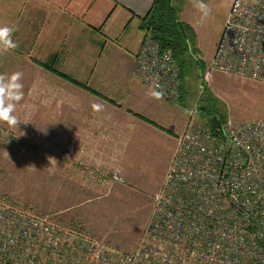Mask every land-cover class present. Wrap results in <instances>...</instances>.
<instances>
[{
  "label": "rangeland",
  "instance_id": "rangeland-1",
  "mask_svg": "<svg viewBox=\"0 0 264 264\" xmlns=\"http://www.w3.org/2000/svg\"><path fill=\"white\" fill-rule=\"evenodd\" d=\"M231 1L204 0L212 12L201 24L193 0H174L179 21L189 27L194 58L206 70ZM57 67L96 88L84 66ZM15 71L23 73L24 85L15 115L30 122L17 128L0 123V200L48 215L57 227L96 239L108 251L136 246L202 86L234 121L264 119V84L216 71L204 84L193 70L184 77V98L154 99L152 106L145 97L141 103L118 96V104L109 102L107 90L92 94L40 66H18L17 49L0 56V74ZM94 103L102 110L94 111Z\"/></svg>",
  "mask_w": 264,
  "mask_h": 264
},
{
  "label": "built area",
  "instance_id": "built-area-1",
  "mask_svg": "<svg viewBox=\"0 0 264 264\" xmlns=\"http://www.w3.org/2000/svg\"><path fill=\"white\" fill-rule=\"evenodd\" d=\"M207 68L204 84L213 71L264 84V0L231 1ZM133 76L163 90L169 101L182 98L179 67L149 32ZM0 264H264V119L227 117L212 131L198 118L197 105L189 108L128 252L108 251L96 239L57 227L48 215L0 200Z\"/></svg>",
  "mask_w": 264,
  "mask_h": 264
},
{
  "label": "crops",
  "instance_id": "crops-1",
  "mask_svg": "<svg viewBox=\"0 0 264 264\" xmlns=\"http://www.w3.org/2000/svg\"><path fill=\"white\" fill-rule=\"evenodd\" d=\"M153 3L154 0H0V26L17 28L13 39L18 44V66L41 67L45 62L62 67L84 66L94 75L96 88H91L102 94L107 90L109 102H115L118 96L122 101L126 98L141 103L145 97L152 106L154 99L148 96L152 90L132 77V68L145 34L141 19ZM184 127L185 124L181 132Z\"/></svg>",
  "mask_w": 264,
  "mask_h": 264
},
{
  "label": "trees",
  "instance_id": "trees-1",
  "mask_svg": "<svg viewBox=\"0 0 264 264\" xmlns=\"http://www.w3.org/2000/svg\"><path fill=\"white\" fill-rule=\"evenodd\" d=\"M140 27L145 32H149L162 49L171 52L180 70L182 98H184V77L192 76L194 73L193 70L197 69L203 78L206 65L199 59L194 58V53L190 49L189 35L187 33L189 27L179 21L174 0H154L148 14L141 19ZM16 49L18 50V47ZM41 67L51 73L57 74L76 86L88 90L92 94H96L95 90L86 83L78 81L68 72L58 70V67L53 64L47 65L45 62L42 63ZM204 91L205 89L197 100V116L210 130L216 131L225 122L227 116L223 110L217 108L215 100L208 91V96H204Z\"/></svg>",
  "mask_w": 264,
  "mask_h": 264
},
{
  "label": "clouds",
  "instance_id": "clouds-1",
  "mask_svg": "<svg viewBox=\"0 0 264 264\" xmlns=\"http://www.w3.org/2000/svg\"><path fill=\"white\" fill-rule=\"evenodd\" d=\"M193 6L200 13V23L202 24L211 15V7L204 0H193ZM17 31L15 25L0 26V56H4L18 47L13 39ZM23 73L15 71L10 74H0V123H4L10 128H17L21 123L27 124L28 119H20L15 115L17 106L24 99V85L22 83ZM159 87V86H157ZM165 93L163 90H152L148 96L155 100H163ZM94 111L102 110V105L93 104Z\"/></svg>",
  "mask_w": 264,
  "mask_h": 264
}]
</instances>
